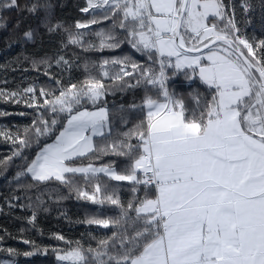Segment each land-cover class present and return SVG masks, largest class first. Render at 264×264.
I'll return each mask as SVG.
<instances>
[{
	"label": "snow or ice",
	"instance_id": "snow-or-ice-1",
	"mask_svg": "<svg viewBox=\"0 0 264 264\" xmlns=\"http://www.w3.org/2000/svg\"><path fill=\"white\" fill-rule=\"evenodd\" d=\"M86 4L83 13L106 6L103 19H112L113 28L119 15L118 26L125 34L118 40L111 31L101 30L95 33L99 45L90 42V48L128 43L147 56V65L130 56L99 65L102 77L109 76L105 66H119L112 79L122 87H144L142 103L132 105L144 116L100 150L126 158L123 168L118 169L115 161L99 167L77 164V159L93 152V137L104 136L108 126V109L101 103L107 91L102 77L89 75L67 87L57 80V89L41 87L39 95L34 84L14 91L0 88V100L24 101L52 114L45 119L40 112L23 135L0 130L14 148L0 166L7 168L33 142L38 145L41 137L58 130L53 142L45 143L30 162L23 157L26 165L16 174L17 182L26 175L36 183L58 181L78 199L119 209L116 217L97 214L84 221L114 229L95 248L70 241L66 249H49L25 241L32 250L23 256L51 251L61 264H264V39L257 43L255 37H246L234 13H225L222 0H86ZM249 7L246 0L244 10ZM26 8L32 14L45 13L42 22L49 32L63 28L51 22L50 4L33 0ZM12 9L21 10L19 0H0V10ZM99 22L78 21L77 32H68L67 42L83 46L84 33L79 30ZM33 36L32 30L24 33L28 40ZM56 63L70 62L60 56ZM169 68L172 76L181 70H188L186 79L198 76L213 93L211 101L186 108L169 87ZM134 73L131 84L125 77L132 79ZM39 97H45L42 103ZM125 181L132 194L126 206L118 183ZM141 191L142 197L137 195ZM34 220L35 212L30 222ZM0 251L9 255L0 264H16L17 250Z\"/></svg>",
	"mask_w": 264,
	"mask_h": 264
},
{
	"label": "trees",
	"instance_id": "trees-1",
	"mask_svg": "<svg viewBox=\"0 0 264 264\" xmlns=\"http://www.w3.org/2000/svg\"><path fill=\"white\" fill-rule=\"evenodd\" d=\"M31 2L33 0H19L21 10H0V88L14 91L34 84L39 95L41 87L57 89V80L61 81V86L67 87L85 81L89 75L100 79L102 72L99 65L106 59L130 56L140 65L150 63L146 55L137 52L128 43H122L118 48L100 49L88 46L90 42L99 45L100 41L95 33L101 30L106 33L111 31L118 40L123 39L125 35L124 30L118 26L119 15L115 17V28L112 19H103L106 6L83 13L81 9L87 6L86 0H42L51 5V22L63 25L59 31L49 32L48 27L42 22L45 18L43 11L36 14L27 11L26 5L30 6ZM93 2L96 3L97 0ZM222 2L225 13L228 15L234 13L239 22L238 27L246 37H255L257 43L264 39V0H247L251 5L247 11L244 10L246 0H222ZM93 18L100 22L89 24L88 28L79 30L84 33L83 46L69 44L68 32H77L76 23L78 21L87 23ZM28 30L34 32L31 40L24 37V33ZM60 56L70 63L68 65L56 63ZM105 68L109 76L102 77L107 91L101 97V103L106 104L108 109V128L104 136L94 138L93 152L77 159L76 163L101 166L115 161L119 169L127 163L126 158L105 155L100 150L119 139L123 133L128 132L143 119L144 114L138 109H133L132 105L142 103L145 89L143 86H120L119 82H114L112 79V76L119 71V66L107 65ZM127 70L131 71L130 66ZM167 71L170 77L168 80L170 89L178 99L183 100L186 108L191 110L199 104L211 101L213 93L198 76L186 79L185 71L188 70H181L175 76H172L173 69L169 68ZM189 75H191L190 71ZM135 76L134 73L132 79L127 77L125 79L135 84ZM58 94L59 92L56 91V95ZM149 94L155 97V93ZM44 99L45 97H39L41 103ZM87 107L89 110H94L91 104ZM0 112L10 114L0 116V130H8L14 134L19 132L21 135L24 134L26 127L32 125L40 112H44L45 119H50L52 116L43 108L37 111L28 107L24 101L7 103L0 100ZM66 115V113L62 114L61 118ZM55 134H58V130ZM55 134L41 137L38 145L33 142L31 147L24 149L23 157L27 158V162L35 157L45 143L54 140ZM132 142L135 143L136 139L133 138ZM13 150L11 141L0 136V160L11 155ZM23 157L14 158L7 168L0 166V250L8 248L17 250L20 253L15 257L17 264H58L51 251L47 255L24 257V252L32 250L31 243L25 241L49 249H66L70 241H79L85 248L88 246L95 248L100 239L111 236L114 230L111 226L104 228L84 221L97 214L100 218L116 217L119 215L118 208L109 205L99 208L90 201L78 199L74 191H70L68 186L58 181L36 183L30 175H26L19 177L17 182L16 174L26 165ZM100 175L107 179L103 174ZM77 182L81 187L84 186L79 174H77ZM118 183L122 185L120 196L126 206L132 199L129 183L126 181ZM28 185L32 187L28 188ZM86 190L92 191L91 188ZM137 195L142 197L143 192ZM37 197L43 203H39ZM33 212H35V220L30 222ZM55 235H63L65 239L63 241L54 239ZM4 258H9L8 253L0 251V261Z\"/></svg>",
	"mask_w": 264,
	"mask_h": 264
},
{
	"label": "rangeland",
	"instance_id": "rangeland-1",
	"mask_svg": "<svg viewBox=\"0 0 264 264\" xmlns=\"http://www.w3.org/2000/svg\"><path fill=\"white\" fill-rule=\"evenodd\" d=\"M211 18V17H210ZM107 128V127H106ZM106 132V131H105ZM51 142H53V140L51 141ZM51 142H48V143H51ZM93 142H94V139H93ZM5 259H9V258H4L3 260H5ZM17 264V263H16ZM58 264H61V262H58Z\"/></svg>",
	"mask_w": 264,
	"mask_h": 264
},
{
	"label": "crops",
	"instance_id": "crops-1",
	"mask_svg": "<svg viewBox=\"0 0 264 264\" xmlns=\"http://www.w3.org/2000/svg\"><path fill=\"white\" fill-rule=\"evenodd\" d=\"M107 128H108V126H107ZM107 128L105 129V131H107ZM95 137H96V136H95ZM95 137H93V139H94ZM96 167H99V166H96Z\"/></svg>",
	"mask_w": 264,
	"mask_h": 264
}]
</instances>
